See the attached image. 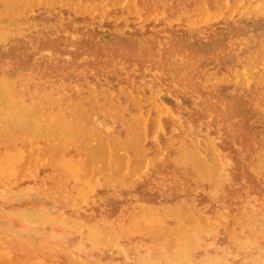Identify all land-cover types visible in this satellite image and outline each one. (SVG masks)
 <instances>
[{
  "label": "rangeland",
  "instance_id": "1",
  "mask_svg": "<svg viewBox=\"0 0 264 264\" xmlns=\"http://www.w3.org/2000/svg\"><path fill=\"white\" fill-rule=\"evenodd\" d=\"M0 31V264H264V0H0Z\"/></svg>",
  "mask_w": 264,
  "mask_h": 264
},
{
  "label": "bare ground",
  "instance_id": "2",
  "mask_svg": "<svg viewBox=\"0 0 264 264\" xmlns=\"http://www.w3.org/2000/svg\"><path fill=\"white\" fill-rule=\"evenodd\" d=\"M158 1V0H157ZM172 1H174V0H172ZM198 2V1H197ZM151 13V12H150ZM261 14V13H260ZM248 17V16H247ZM249 19V18H248ZM17 20V19H16ZM20 23V22H19ZM2 24V23H1ZM16 25V24H15ZM53 25V24H52ZM14 26V25H13ZM111 27V26H110ZM13 28V27H12ZM42 28V27H41ZM10 30V29H9ZM48 30V29H47ZM93 30V29H92ZM260 30V29H259ZM17 31V30H16ZM36 31V30H35ZM1 32V31H0ZM18 32V31H17ZM73 32V31H72ZM251 33H252V31H251ZM15 34V33H14ZM134 35V34H133ZM215 38V37H214ZM249 38V37H248ZM91 43V42H90ZM140 47V46H139ZM93 49V48H92ZM206 50V49H205ZM181 52V51H180ZM144 53V52H143ZM154 53V52H153ZM103 54V53H102ZM139 58V57H138ZM139 62V61H138ZM155 62V61H154ZM188 62V61H187ZM76 63V62H75ZM122 64V63H121ZM122 65H124V64H122ZM133 65V64H132ZM151 65V64H150ZM57 66V65H56ZM176 67V66H175ZM173 71V70H172ZM3 77V76H2ZM0 78H1V76H0ZM4 80V79H3ZM177 80V79H176ZM181 90V89H180ZM169 92V91H168ZM183 93V92H182ZM121 95V94H120ZM123 95V94H122ZM126 96L127 95H125V98H126ZM122 97V96H121ZM130 97V96H129ZM7 98V97H6ZM136 98V97H135ZM134 99V98H133ZM101 100H103V99H101ZM123 100V99H122ZM134 101H136V100H134ZM124 102V101H123ZM200 104V103H199ZM3 105H4V103H3ZM7 105V104H6ZM16 107V106H15ZM2 109V108H1ZM3 109H4V107H3ZM11 111V110H10ZM14 111V110H13ZM15 111H16V109H15ZM25 111V110H24ZM26 112V111H25ZM6 113V112H5ZM11 113H12V111H11ZM20 113V112H19ZM4 114V113H3ZM24 114V113H23ZM6 115V114H5ZM18 115V114H17ZM22 115V114H21ZM25 115H27V112H26V114ZM9 116V115H8ZM26 117V116H25ZM195 117V116H194ZM7 118H9V117H7ZM20 118H22V116L20 117ZM14 124V123H13ZM231 126V125H230ZM205 129V128H204ZM205 136V135H204ZM80 138V137H79ZM86 138V137H85ZM179 139V138H178ZM110 140V139H109ZM168 142V141H167ZM120 143H121V141H120ZM163 143V142H162ZM97 145V144H96ZM167 145V144H166ZM193 145V144H192ZM32 146V145H31ZM30 146V147H31ZM115 146V145H114ZM138 146V145H137ZM78 147H80V146H78ZM86 147V146H85ZM91 147V146H90ZM100 147V146H99ZM188 147V146H187ZM190 147V146H189ZM28 148V147H27ZM88 148V147H87ZM98 148V147H97ZM101 148V147H100ZM175 148V147H174ZM191 148V147H190ZM194 149H195V147H193ZM20 149V148H19ZM81 149V148H80ZM83 149V148H82ZM101 149H103V148H101ZM110 149H111V147H110ZM128 149V148H127ZM175 149H177L178 150V148H175ZM8 150V149H7ZM22 150V149H21ZM76 150V149H75ZM119 150H121V149H119ZM131 150V149H130ZM170 150V149H169ZM29 151V150H28ZM95 151H97L98 152V149L97 150H95ZM101 151V150H100ZM136 151H137V149H136ZM185 151V150H184ZM195 151V150H194ZM260 151H262V150H260ZM259 151V152H260ZM15 152V151H14ZM13 152V153H14ZM18 152V151H17ZM37 152V151H36ZM63 152V151H62ZM65 152V151H64ZM92 152V151H91ZM102 152V151H101ZM166 152V151H165ZM167 152H170V151H167ZM196 152V151H195ZM39 153V152H38ZM59 153V152H58ZM108 153V152H107ZM110 153V152H109ZM108 153V154H109ZM177 153V152H176ZM262 153V152H261ZM36 154V153H35ZM88 154V153H87ZM146 154V153H145ZM259 154V153H258ZM264 154V153H263ZM262 154V155H263ZM8 155V154H7ZM12 155V154H11ZM24 155V154H23ZM47 155V154H46ZM68 155V154H67ZM98 155V154H97ZM116 155H118L119 156V154H116ZM194 155V154H193ZM4 156V155H3ZM10 155H8V157H9ZM51 156H52V154H51ZM61 156V155H60ZM70 156V155H69ZM74 156V155H73ZM85 156V155H84ZM112 156V155H111ZM124 155H123V153H122V157H123ZM134 156V155H133ZM167 156V155H166ZM172 156V155H171ZM197 155H195V157H196ZM35 157V156H34ZM59 157V156H58ZM82 157V156H81ZM81 157H80V159H81ZM106 157V156H105ZM113 157V156H112ZM168 157H169V155H168ZM3 157H1V159H2ZM18 158V157H17ZM31 158V157H30ZM53 158V157H52ZM64 158V157H63ZM73 158V157H72ZM20 159V158H19ZM40 159V158H39ZM46 159H47V157H46ZM56 159V158H55ZM84 159V158H83ZM82 159V160H83ZM91 159V158H90ZM131 159V158H130ZM141 159V158H140ZM4 160V159H3ZM7 160H9V159H7ZM10 160H13V159H10ZM27 160V159H26ZM37 160V159H36ZM123 160V159H122ZM136 160V159H135ZM134 160V161H135ZM17 161V160H16ZM55 161V160H54ZM71 161H73V159L71 160ZM81 161V160H80ZM79 161V162H80ZM84 161V160H83ZM93 161V160H92ZM112 161V160H111ZM141 161V160H140ZM144 161V160H143ZM194 161V160H193ZM207 161H209V160H207ZM2 162V161H1ZM3 162H5V160L3 161ZM10 161H8L7 163H9ZM15 162V161H14ZM13 162V163H14ZM19 162V161H18ZM30 162V161H29ZM78 162V163H79ZM85 162V161H84ZM113 162V161H112ZM116 162V161H115ZM119 162V161H118ZM117 162V163H118ZM122 162V161H121ZM137 162V161H136ZM186 162V161H185ZM200 162V161H199ZM35 163V162H34ZM37 163V162H36ZM40 163V162H39ZM52 163V162H51ZM77 163V164H78ZM86 163V162H85ZM85 163H83V164H85ZM92 163V162H91ZM90 163V164H91ZM108 163H110V162H108ZM5 164V163H4ZM10 164V163H9ZM8 164V165H9ZM12 164V163H11ZM15 164V163H14ZM33 164V163H32ZM45 164V162L43 163V165ZM64 164V163H63ZM63 164H61V165H63ZM72 164H74V163H72ZM86 164H88V163H86ZM107 164V163H106ZM112 164V163H111ZM134 164H135V162H134ZM3 165V164H2ZM42 165V164H41ZM47 165V164H46ZM53 165V164H52ZM54 165H56V164H54ZM108 165H110V164H108ZM121 165V164H120ZM189 165V164H188ZM1 166V165H0ZM57 166V165H56ZM66 166V165H65ZM64 166V167H65ZM75 166H76V164H75ZM9 167V166H8ZM19 167V166H18ZM36 167V166H35ZM52 167V166H51ZM58 167V166H57ZM123 167V166H122ZM121 167V168H122ZM1 168V167H0ZM4 168V167H3ZM80 168V167H79ZM12 169V168H11ZM16 169V168H15ZM30 169H32V168H30ZM77 169V168H76ZM82 169V168H81ZM128 169V168H127ZM132 169V168H131ZM130 169V170H131ZM26 170V169H25ZM117 170V169H116ZM115 170V171H116ZM129 170V169H128ZM29 171V170H28ZM82 171V170H81ZM124 171H126V170H124ZM4 172V171H3ZM8 172V171H7ZM64 172V171H63ZM68 172V171H67ZM121 172V171H120ZM9 173H10V171H9ZM14 174H15V172H13ZM39 173V172H38ZM79 173V172H78ZM23 174V173H22ZM21 174V175H22ZM88 174V173H87ZM124 174H125V172H124ZM13 175V174H12ZM25 175H26V173H25ZM28 175V174H27ZM26 175V176H27ZM39 175H40V173H39ZM50 175V174H49ZM70 175V174H69ZM105 175V174H104ZM15 176V175H14ZM37 176H38V174H37ZM51 176V175H50ZM61 177H62V175H60ZM66 176H68V175H66ZM71 176V175H70ZM85 176V175H84ZM113 176V175H112ZM116 176V175H115ZM133 176V175H132ZM4 177V176H3ZM32 177V176H31ZM35 177V176H34ZM75 177V176H74ZM107 177V176H106ZM0 178H2V177H0ZM19 178H21V177H19ZM40 178V177H39ZM43 178H47V177H43ZM64 178V177H63ZM62 178V179H63ZM82 178V177H81ZM109 178V177H108ZM22 179V178H21ZM37 179V178H36ZM65 179V178H64ZM93 179V178H92ZM16 180H17V178H16ZM44 180V179H43ZM90 180V179H89ZM15 181V180H14ZM42 181V180H41ZM68 181V180H67ZM78 181V180H77ZM6 182V181H5ZM20 182V181H19ZM1 183V182H0ZM6 183H8V182H6ZM5 183V184H6ZM29 183V182H28ZM56 183V182H55ZM69 183V182H68ZM93 183V182H92ZM9 184V183H8ZM10 184H12V183H10ZM30 184V183H29ZM72 184H74V183H72ZM37 185V184H36ZM57 185H59V184H57ZM93 185V184H92ZM96 185V184H95ZM102 185V184H101ZM30 186V185H29ZM17 187V186H16ZM24 187V186H23ZM22 187V188H23ZM27 187V186H26ZM33 187V186H32ZM68 187V186H67ZM73 187V186H72ZM37 188V187H36ZM84 188H86V187H84ZM88 188V187H87ZM10 189H12V188H10ZM60 189V188H59ZM75 189V188H74ZM121 189V188H120ZM9 190V189H8ZM36 190V189H35ZM76 190V189H75ZM79 190H80V188H79ZM18 191H20V190H18ZM32 191H34V190H32ZM40 191V190H39ZM71 191V190H70ZM94 191H95V188H94ZM123 191V190H122ZM165 191V190H164ZM14 192V191H13ZM53 192V191H52ZM72 192H73V190H72ZM87 192V191H86ZM99 192V191H98ZM7 193H9V192H7ZM15 193V192H14ZM24 193V192H23ZM30 193V192H29ZM45 193H46V191H45ZM16 194V193H15ZM17 194H18V192H17ZM22 194V193H21ZM85 194H87V193H85ZM93 194V193H92ZM100 194V193H99ZM12 195V194H11ZM39 195V194H38ZM46 195V194H45ZM51 195V194H50ZM65 195V194H64ZM80 195H81V193H80ZM83 195V194H82ZM47 196V195H46ZM79 196V195H78ZM77 196V197H78ZM44 197V196H43ZM4 198V197H3ZM10 198V197H9ZM22 198V197H21ZM45 198V197H44ZM67 198V197H66ZM4 199H6V198H4ZM29 199V198H28ZM79 199H81V198H79ZM95 199V198H94ZM7 200H9V199H7ZM11 200V199H10ZM16 200V199H15ZM38 200V199H37ZM46 200V199H45ZM85 200V199H84ZM3 201V200H2ZM14 201V200H13ZM17 201V200H16ZM30 201V200H29ZM92 202V201H91ZM105 202V201H104ZM12 203V202H11ZM19 203V202H18ZM30 203V202H29ZM39 203V202H38ZM98 203V202H97ZM9 204V203H8ZM43 204V203H42ZM93 205H95V204H93ZM99 205H100V203H99ZM13 207V206H12ZM15 207H16V205H15ZM21 207V206H20ZM38 207V206H37ZM51 207V206H50ZM97 207V206H96ZM24 208V207H23ZM33 208V207H32ZM54 208V207H53ZM18 210V209H17ZM94 210V209H93ZM16 211V210H15ZM27 211V210H26ZM101 211V210H100ZM118 211V210H117ZM4 212V211H3ZM106 213V212H105ZM8 214V213H7ZM55 214V213H54ZM12 215V214H11ZM98 215H100V214H98ZM104 215V214H103ZM15 216V215H14ZM117 216H119V215H117ZM15 217H17V216H15ZM58 217V216H57ZM60 217V216H59ZM231 217V216H230ZM14 218V217H13ZM17 219V218H16ZM45 220V219H44ZM48 220V219H47ZM52 221H53V219H51ZM43 221V220H42ZM52 221H50V222H52ZM6 222V221H5ZM31 222V221H30ZM41 222V221H40ZM44 222V221H43ZM7 223V222H6ZM45 224V223H44ZM31 225V224H30ZM43 225V224H42ZM4 226V225H3ZM6 226H8V225H6ZM10 226V225H9ZM13 227V226H12ZM229 227V226H228ZM9 228H11V227H9ZM236 229V228H235ZM20 230H22V229H20ZM33 230V229H32ZM5 231V230H4ZM14 231V230H13ZM35 231H36V229H35ZM34 231V232H35ZM6 232V231H5ZM244 232V231H243ZM6 234V233H5ZM250 238V237H249ZM2 239V238H1ZM3 240V239H2ZM24 240V239H23ZM4 241V240H3ZM1 245V244H0ZM6 245V244H5ZM130 249V248H129ZM9 250V249H8ZM113 251V250H112ZM85 253V252H84ZM1 254V253H0ZM87 254V253H86ZM76 257V256H75ZM8 258V257H7ZM77 260V259H76Z\"/></svg>",
  "mask_w": 264,
  "mask_h": 264
}]
</instances>
